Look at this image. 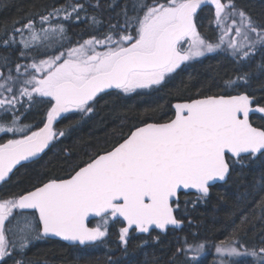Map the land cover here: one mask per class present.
<instances>
[{"label":"snow or ice","instance_id":"6c2138e0","mask_svg":"<svg viewBox=\"0 0 264 264\" xmlns=\"http://www.w3.org/2000/svg\"><path fill=\"white\" fill-rule=\"evenodd\" d=\"M202 5L214 9L215 41L198 31ZM90 8L99 3L71 0L0 30V49L8 50L0 55V133L18 137L0 143V183L66 135L54 129L63 114L89 116L101 94L158 90L183 71L182 65L206 54L225 53L237 75L224 88L245 90L175 103L174 118L135 126L111 150L73 167L68 178H50L21 194L0 196L3 264L23 255L34 240L101 243L111 221L121 225L118 246L125 253L133 232L158 243L161 233L183 224L175 214L181 190L194 195L193 204L205 202L211 187L226 182L235 166L264 158V126L250 122V113L264 114V100L247 90L253 77L245 71L259 55L255 68L264 74V23L237 9L233 0H132L101 32L102 20ZM82 22L93 34L73 43L68 27ZM34 106L46 108L43 127L36 131L21 124ZM258 188L264 189V173ZM89 216L98 218L95 227L86 223ZM250 223L248 216L233 222L229 236L214 245L219 264H245L247 257V264H264V238L258 244L246 239ZM206 247L185 237L169 264L181 256L182 264H195Z\"/></svg>","mask_w":264,"mask_h":264},{"label":"trees","instance_id":"16d2710c","mask_svg":"<svg viewBox=\"0 0 264 264\" xmlns=\"http://www.w3.org/2000/svg\"><path fill=\"white\" fill-rule=\"evenodd\" d=\"M71 0H0V30L11 28L13 21L25 20L36 13H43L51 7H58ZM84 3L85 0H79ZM91 4L99 3V8L89 9L102 20L98 26L101 32L107 31L108 24L116 23L117 13L127 2L132 0H89ZM226 2V0H225ZM237 9H243L257 23H264V0H233ZM112 5V7H110ZM214 9L204 5L198 12V31L209 41L216 39L218 29L212 23ZM93 30L86 22L72 24L67 36L76 41L89 38ZM8 50L0 49V55ZM16 60L17 53L12 52ZM261 62L256 56L251 68L250 87L247 89L258 99L264 100V74L258 72L255 65ZM183 71L168 79L158 90H142V94L129 96L103 95L97 99L95 111L87 117L78 113H67L56 123L54 129L64 130L66 135L53 141L49 149L37 160L19 166L10 175L6 183L0 185V196L21 194L31 190L34 185L47 182L50 178H67L77 164L83 166L90 157L101 154L122 141L130 130L142 123L166 122L173 118L172 104L176 101L198 98L202 95L237 94L243 88H224V82L237 75L236 66L223 52L206 54L188 64L182 65ZM5 74L7 70L4 69ZM115 92V90H111ZM23 111V110H22ZM46 108L34 106L24 113L21 124L31 125L36 131L42 127ZM251 123L264 126V114H252ZM71 125V127H69ZM18 138L11 133H0V143ZM264 173V158L246 166L233 168L226 182L216 183L210 189V196L205 202L193 204L194 195L180 193L179 210L175 213L183 220L180 229H170L160 234V241L154 242L143 234L131 233L127 252L118 246V230L121 226L110 222L109 235L101 243L94 245H68L56 239L34 240L23 255L6 258V264L22 260L23 264H169L175 249L186 237L190 242L199 240L215 245L226 239L232 231L233 222L248 216L246 239L250 244H258L264 238V189L258 188V181ZM175 208V205H174ZM98 219L91 220L95 227ZM156 233L153 232V235ZM147 241V243H145ZM181 256L176 264H182ZM250 257L244 258L245 264ZM3 264V262H0ZM195 264H219L214 252H207Z\"/></svg>","mask_w":264,"mask_h":264},{"label":"water","instance_id":"95a60500","mask_svg":"<svg viewBox=\"0 0 264 264\" xmlns=\"http://www.w3.org/2000/svg\"><path fill=\"white\" fill-rule=\"evenodd\" d=\"M204 5H202V7H203ZM111 91V90H110ZM198 98H201V97H198ZM185 101H188V100H184V101H176V102H174L173 104H172V107H173V105L175 104V103H178V102H185ZM253 107H255V105H253ZM173 110H174V108H173ZM252 114H260V113H250V118H251V115ZM64 115V114H63ZM63 115L60 117V118H58V120L56 121V122H54V126L56 125V123L63 117ZM174 115H175V110H174ZM173 118H174V116H173ZM167 122V121H166ZM250 122H251V120H250ZM147 123H164V122H153V121H150V122H147ZM140 126H142V125H140ZM254 126V125H253ZM43 127V126H42ZM254 127H256V126H254ZM122 142V141H121ZM50 147V146H49ZM49 149V148H48ZM48 149H46L45 150V152L48 150ZM44 152V153H45ZM44 153H42L41 154V156L44 154ZM101 154H103V153H101ZM40 156V157H41ZM39 159V158H38ZM37 160V159H36ZM30 162H32V161H30ZM23 164H25V163H29V162H22ZM20 165H18L16 168H18ZM15 168V169H16ZM15 169H14V171H15ZM13 171V172H14ZM12 174V173H11ZM10 174V175H11ZM68 178V177H67ZM64 179H66V178H64ZM216 183H223V182H216ZM215 183V184H216ZM2 183H0V185H1ZM186 193L184 190H181V192L180 193ZM174 206V205H173ZM95 219H98L97 217H94V216H89L88 217V219L86 220V223L88 224V226L89 227H93V226H90V221L91 220H95ZM182 227V226H181ZM180 229V228H179ZM158 231V230H157ZM138 234H140V233H138ZM162 234H164V233H162ZM143 235H146V234H143ZM49 239H56V240H60V241H62V242H64V243H66V244H68V245H79V244H72L71 242H67V241H63V240H61L60 238H57V237H50ZM79 246H85V245H79Z\"/></svg>","mask_w":264,"mask_h":264},{"label":"rangeland","instance_id":"374dc122","mask_svg":"<svg viewBox=\"0 0 264 264\" xmlns=\"http://www.w3.org/2000/svg\"><path fill=\"white\" fill-rule=\"evenodd\" d=\"M215 40H213V41H215ZM207 252H214L215 253V247H214V245L207 244V247H206L205 251L203 253H201V255L199 256V258L202 257V256H204Z\"/></svg>","mask_w":264,"mask_h":264}]
</instances>
